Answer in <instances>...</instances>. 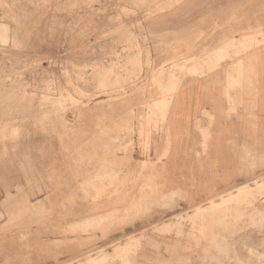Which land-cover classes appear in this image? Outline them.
<instances>
[{
    "label": "rangeland",
    "instance_id": "1",
    "mask_svg": "<svg viewBox=\"0 0 264 264\" xmlns=\"http://www.w3.org/2000/svg\"><path fill=\"white\" fill-rule=\"evenodd\" d=\"M214 1L0 0V264H264V165L208 191L170 141L178 88L232 59L205 49L255 2L213 26Z\"/></svg>",
    "mask_w": 264,
    "mask_h": 264
},
{
    "label": "crops",
    "instance_id": "2",
    "mask_svg": "<svg viewBox=\"0 0 264 264\" xmlns=\"http://www.w3.org/2000/svg\"><path fill=\"white\" fill-rule=\"evenodd\" d=\"M213 4L208 14L212 19L207 20V23L212 20L213 26L230 19L233 16L231 9H241L232 7V0H218ZM263 4L264 0H255L252 10L237 15L239 19L244 18L242 22H231L229 28L224 23L225 26L215 33L216 46L205 49L207 64L213 63L219 54L228 53L232 59L202 77H187L176 92L169 119L170 141L177 158H181L176 162L181 163L184 175L203 180L208 191L220 189L218 179L223 186L231 180L233 184H240L263 170ZM253 28L261 32L254 35ZM248 29H251L250 33ZM254 42L256 45L253 46ZM247 49V54L236 56ZM202 54L201 48L196 57ZM198 61L192 62V72L199 73L198 66L203 63ZM207 126L210 136L203 139L201 134Z\"/></svg>",
    "mask_w": 264,
    "mask_h": 264
},
{
    "label": "bare ground",
    "instance_id": "3",
    "mask_svg": "<svg viewBox=\"0 0 264 264\" xmlns=\"http://www.w3.org/2000/svg\"><path fill=\"white\" fill-rule=\"evenodd\" d=\"M240 68H241V67H240ZM242 68H243V67H242ZM242 68H241V69H242ZM211 70H212V69H211ZM212 74H213V73H212ZM243 79H244V78H243ZM243 79H242V80H243ZM214 198H215V197H214ZM201 208H202V207H201ZM160 227H161V226H160ZM79 259H80V258H79Z\"/></svg>",
    "mask_w": 264,
    "mask_h": 264
}]
</instances>
